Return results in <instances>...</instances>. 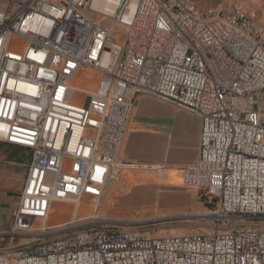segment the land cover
Returning <instances> with one entry per match:
<instances>
[{
  "label": "built area",
  "instance_id": "obj_1",
  "mask_svg": "<svg viewBox=\"0 0 264 264\" xmlns=\"http://www.w3.org/2000/svg\"><path fill=\"white\" fill-rule=\"evenodd\" d=\"M94 72L93 87L79 82ZM141 94L202 118L182 182L217 198L211 231L86 229L99 216L82 215L81 201L101 198L124 166ZM0 141L33 152L6 233L20 237L0 264H264V36L244 5L0 0ZM69 200L72 218L50 223Z\"/></svg>",
  "mask_w": 264,
  "mask_h": 264
},
{
  "label": "crops",
  "instance_id": "obj_2",
  "mask_svg": "<svg viewBox=\"0 0 264 264\" xmlns=\"http://www.w3.org/2000/svg\"><path fill=\"white\" fill-rule=\"evenodd\" d=\"M136 101L118 151L125 163L123 168L138 169L144 186L156 187L150 191H159L163 185L180 184L183 168L194 165L199 155L202 118L153 95L141 94ZM32 157L31 150L0 141V252L15 247L16 240L6 233L11 227ZM103 196H86L90 199H83L81 204L88 202L95 206L81 210V214L99 216ZM59 202L73 203V210L69 219L52 224H63L74 213V201H57L54 206ZM51 216L52 212L49 222Z\"/></svg>",
  "mask_w": 264,
  "mask_h": 264
},
{
  "label": "rangeland",
  "instance_id": "obj_3",
  "mask_svg": "<svg viewBox=\"0 0 264 264\" xmlns=\"http://www.w3.org/2000/svg\"><path fill=\"white\" fill-rule=\"evenodd\" d=\"M193 1L203 8L227 6L231 2L244 5L251 10L254 19L264 26V0ZM98 78L99 75L94 72L90 76L79 78V82L87 87H93ZM77 100L85 101V96L78 93ZM141 178L142 174L138 169L121 167L113 173L101 200L98 222L86 229L95 227L90 231L100 228L107 229L110 233L123 234L127 233L123 231L124 229L142 230L153 235L209 232L213 229L211 210L217 205V198L209 202L204 191L187 189L182 181L178 185L160 186V190L156 192L150 191L156 187L144 186L140 181ZM94 206L92 203L84 202L80 211L93 209ZM72 210L73 203L59 202L53 207L50 222L69 219ZM25 241V238L21 239V243Z\"/></svg>",
  "mask_w": 264,
  "mask_h": 264
},
{
  "label": "bare ground",
  "instance_id": "obj_4",
  "mask_svg": "<svg viewBox=\"0 0 264 264\" xmlns=\"http://www.w3.org/2000/svg\"><path fill=\"white\" fill-rule=\"evenodd\" d=\"M219 7L220 6H209V7L203 8V7L198 5V11L199 12H208L209 9H218ZM254 23L256 25L257 31H259L264 36V26L259 24L255 19H254ZM194 169H195V164L185 168L184 170H194ZM198 170H206V163H198ZM200 184H207V176H200ZM187 233H189V232H187Z\"/></svg>",
  "mask_w": 264,
  "mask_h": 264
}]
</instances>
